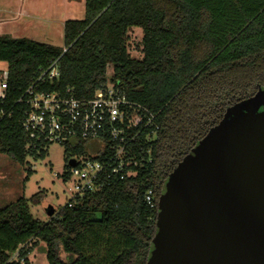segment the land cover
<instances>
[{
	"label": "trees",
	"instance_id": "1",
	"mask_svg": "<svg viewBox=\"0 0 264 264\" xmlns=\"http://www.w3.org/2000/svg\"><path fill=\"white\" fill-rule=\"evenodd\" d=\"M133 27L143 30L141 59L126 43ZM64 43L0 35L10 86L0 104V153L19 163L46 156L27 148L23 107L15 100L40 67L59 56L61 76L53 89L91 98L112 80L155 113L160 128L144 144L151 154L134 167L137 176L116 179L47 221L30 208L44 192L0 207V264H31L38 241L46 243L49 264H146L159 212L146 203V186L158 204L169 174L226 109L264 88V0H85V17L65 22ZM72 153L89 154V143L70 142L65 160Z\"/></svg>",
	"mask_w": 264,
	"mask_h": 264
},
{
	"label": "water",
	"instance_id": "2",
	"mask_svg": "<svg viewBox=\"0 0 264 264\" xmlns=\"http://www.w3.org/2000/svg\"><path fill=\"white\" fill-rule=\"evenodd\" d=\"M165 187L146 264H264V88L229 106Z\"/></svg>",
	"mask_w": 264,
	"mask_h": 264
},
{
	"label": "built area",
	"instance_id": "3",
	"mask_svg": "<svg viewBox=\"0 0 264 264\" xmlns=\"http://www.w3.org/2000/svg\"><path fill=\"white\" fill-rule=\"evenodd\" d=\"M60 59L61 56L52 58L40 67L15 103L23 107L22 129L28 149L48 151L50 145L62 143L65 150L70 142L93 143L89 148L93 153L70 154L61 173L63 181L73 184V196L66 203L71 207L116 179L137 176L134 167L151 154L150 147L144 144L155 138L160 126L155 113L132 101L112 80L97 88L91 98L76 97L72 88L53 89L61 76ZM8 79V70L0 69L2 105L10 95ZM71 160L75 165L70 164ZM154 195L153 187L147 185L144 199L152 209L158 206ZM18 255L15 252L12 259Z\"/></svg>",
	"mask_w": 264,
	"mask_h": 264
},
{
	"label": "rangeland",
	"instance_id": "4",
	"mask_svg": "<svg viewBox=\"0 0 264 264\" xmlns=\"http://www.w3.org/2000/svg\"><path fill=\"white\" fill-rule=\"evenodd\" d=\"M5 6L11 12L17 8H26L29 14H6L8 21L2 24L0 33L13 38L33 39L55 47H63L65 44V22L85 17V0H0V7ZM143 35L140 27H133L126 33L128 51L134 58L143 57ZM0 69H7V63L0 61ZM111 71L112 68L109 67V75L112 74ZM91 145L93 143H89V148ZM65 166L62 143L50 145L44 158L28 156L25 163H19L9 155L0 153V207L21 196L30 199L34 194L44 192L46 196L41 202L30 203V208L34 218L47 221V206L52 205L55 212H58L73 196L72 182H65L61 177ZM28 257L31 264H49L46 243H35Z\"/></svg>",
	"mask_w": 264,
	"mask_h": 264
},
{
	"label": "crops",
	"instance_id": "5",
	"mask_svg": "<svg viewBox=\"0 0 264 264\" xmlns=\"http://www.w3.org/2000/svg\"><path fill=\"white\" fill-rule=\"evenodd\" d=\"M23 4V2H21ZM24 14V15H28L29 12L26 10V8H17L14 10V12H11L10 10L7 9V7H0V30H1V26L4 23H7L8 19L6 17V14ZM0 35H3L2 33H0Z\"/></svg>",
	"mask_w": 264,
	"mask_h": 264
}]
</instances>
